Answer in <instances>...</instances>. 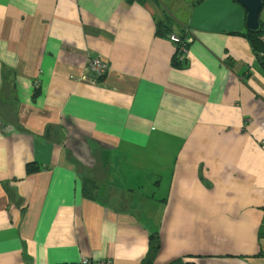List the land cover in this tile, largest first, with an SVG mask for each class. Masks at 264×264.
Listing matches in <instances>:
<instances>
[{"label": "crops", "instance_id": "0c3cea01", "mask_svg": "<svg viewBox=\"0 0 264 264\" xmlns=\"http://www.w3.org/2000/svg\"><path fill=\"white\" fill-rule=\"evenodd\" d=\"M245 24L235 0H0V264H264Z\"/></svg>", "mask_w": 264, "mask_h": 264}, {"label": "built area", "instance_id": "2783aa9c", "mask_svg": "<svg viewBox=\"0 0 264 264\" xmlns=\"http://www.w3.org/2000/svg\"><path fill=\"white\" fill-rule=\"evenodd\" d=\"M166 38L175 46L176 61L179 63L185 62V57L187 52L186 40L188 38L186 36L180 37L172 33L167 34ZM86 70L89 75L85 77L83 80H85L89 84H96L106 74L107 64L100 58H91L88 60ZM76 264H112V263L108 260H93L89 258H81Z\"/></svg>", "mask_w": 264, "mask_h": 264}, {"label": "trees", "instance_id": "16d2710c", "mask_svg": "<svg viewBox=\"0 0 264 264\" xmlns=\"http://www.w3.org/2000/svg\"><path fill=\"white\" fill-rule=\"evenodd\" d=\"M264 7V4H263ZM260 22V21H259ZM261 24V22H260ZM186 36L188 39L186 40V46L188 47L191 43V38L189 35L186 33L180 35V37ZM247 36L249 38V41L251 43V47L255 54L257 55L259 61L261 64L264 66V26L261 25L260 31L258 33H247ZM177 62L174 58L173 64L177 65ZM158 237L156 235H151L149 239V249H150V254L151 256L155 253L156 249L158 248ZM145 264H150V260H147ZM185 264H194L193 262H187Z\"/></svg>", "mask_w": 264, "mask_h": 264}, {"label": "water", "instance_id": "95a60500", "mask_svg": "<svg viewBox=\"0 0 264 264\" xmlns=\"http://www.w3.org/2000/svg\"><path fill=\"white\" fill-rule=\"evenodd\" d=\"M246 11V29L251 33H258L261 25L259 13L264 0H235Z\"/></svg>", "mask_w": 264, "mask_h": 264}, {"label": "rangeland", "instance_id": "374dc122", "mask_svg": "<svg viewBox=\"0 0 264 264\" xmlns=\"http://www.w3.org/2000/svg\"><path fill=\"white\" fill-rule=\"evenodd\" d=\"M180 0H173V2L174 3H178ZM171 14H176V12H174V10L173 11H171ZM179 14H180V11H179ZM261 16H263V14H261Z\"/></svg>", "mask_w": 264, "mask_h": 264}]
</instances>
